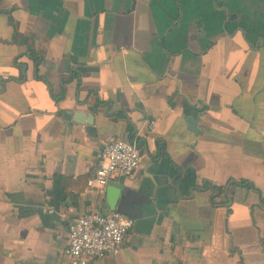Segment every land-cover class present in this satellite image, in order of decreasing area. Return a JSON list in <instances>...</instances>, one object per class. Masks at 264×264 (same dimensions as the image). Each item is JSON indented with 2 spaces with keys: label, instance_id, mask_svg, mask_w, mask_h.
<instances>
[{
  "label": "crops",
  "instance_id": "0c3cea01",
  "mask_svg": "<svg viewBox=\"0 0 264 264\" xmlns=\"http://www.w3.org/2000/svg\"><path fill=\"white\" fill-rule=\"evenodd\" d=\"M111 136L141 153L115 202L87 188ZM141 204L150 232L91 264H264V0H0V264H68L48 208Z\"/></svg>",
  "mask_w": 264,
  "mask_h": 264
},
{
  "label": "built area",
  "instance_id": "2783aa9c",
  "mask_svg": "<svg viewBox=\"0 0 264 264\" xmlns=\"http://www.w3.org/2000/svg\"><path fill=\"white\" fill-rule=\"evenodd\" d=\"M153 124L151 122L150 127ZM140 159L136 140L108 137L95 155L94 172L87 181V188L104 194L110 183L134 176L140 168ZM47 212L57 214L67 226L64 255L68 264H91L107 257H117L134 226V220L117 211L76 215L73 210L62 214L48 208ZM70 215L73 218H69Z\"/></svg>",
  "mask_w": 264,
  "mask_h": 264
},
{
  "label": "water",
  "instance_id": "95a60500",
  "mask_svg": "<svg viewBox=\"0 0 264 264\" xmlns=\"http://www.w3.org/2000/svg\"><path fill=\"white\" fill-rule=\"evenodd\" d=\"M189 131L196 133V122L192 118H187L185 121ZM122 191L121 185L110 183L106 189V196L110 201L115 202L120 197ZM157 217V212L153 206L141 204L137 206V212L134 217V229L136 231L148 234L154 225Z\"/></svg>",
  "mask_w": 264,
  "mask_h": 264
},
{
  "label": "trees",
  "instance_id": "16d2710c",
  "mask_svg": "<svg viewBox=\"0 0 264 264\" xmlns=\"http://www.w3.org/2000/svg\"><path fill=\"white\" fill-rule=\"evenodd\" d=\"M12 41L15 42V43H24L26 40L24 39L23 36H21L20 34H18L16 32L14 34V36H13ZM35 61H36V64H37L38 58L35 59ZM75 74L73 73V75H75ZM65 82L66 81H64V83ZM56 180H57V178H56ZM176 181H177V186H180L181 192L183 194L187 193L191 188H193L195 186L196 174H195L194 170H192V169H186V170L178 169V172H177V175H176ZM56 183L57 182L55 181L54 190H53V193L55 195H57V192H58L57 191L58 187H57ZM234 183L236 185H238V186H241V187L253 188L252 184L247 182V181H240V182H234ZM203 188H204V190L208 189V188H211L212 190H219V188L211 186L210 183H208V182L204 183Z\"/></svg>",
  "mask_w": 264,
  "mask_h": 264
}]
</instances>
